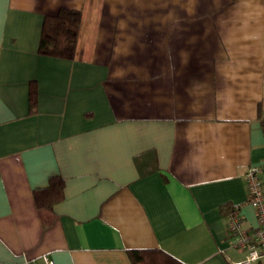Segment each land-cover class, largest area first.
<instances>
[{
    "label": "crops",
    "instance_id": "crops-1",
    "mask_svg": "<svg viewBox=\"0 0 264 264\" xmlns=\"http://www.w3.org/2000/svg\"><path fill=\"white\" fill-rule=\"evenodd\" d=\"M61 8L82 12L72 59L39 52ZM262 115L264 0H0V264H234L221 206L258 224Z\"/></svg>",
    "mask_w": 264,
    "mask_h": 264
},
{
    "label": "trees",
    "instance_id": "trees-1",
    "mask_svg": "<svg viewBox=\"0 0 264 264\" xmlns=\"http://www.w3.org/2000/svg\"><path fill=\"white\" fill-rule=\"evenodd\" d=\"M82 12L69 8H61L55 14H46L43 23L39 52L44 55L72 59L75 56L76 44L80 29ZM36 82L30 84V100H35ZM264 129V116L261 117ZM64 180L61 176H53L45 187L34 190V199L40 209H51L63 198ZM235 204L226 203L221 206V213L228 224L229 215ZM133 264H186L161 248L128 249Z\"/></svg>",
    "mask_w": 264,
    "mask_h": 264
},
{
    "label": "built area",
    "instance_id": "built-area-1",
    "mask_svg": "<svg viewBox=\"0 0 264 264\" xmlns=\"http://www.w3.org/2000/svg\"><path fill=\"white\" fill-rule=\"evenodd\" d=\"M264 162L251 166L246 173L248 203L256 212L258 224L255 227L246 226L239 204L229 215L227 238L231 246L243 253V257L235 260L234 264H264ZM43 264H56L55 261L44 257Z\"/></svg>",
    "mask_w": 264,
    "mask_h": 264
}]
</instances>
